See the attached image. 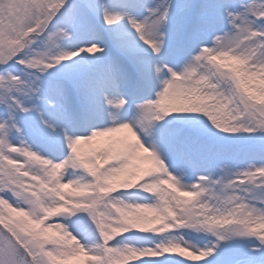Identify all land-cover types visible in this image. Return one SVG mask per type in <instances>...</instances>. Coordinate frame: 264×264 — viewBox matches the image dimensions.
<instances>
[{"label": "snow or ice", "instance_id": "1", "mask_svg": "<svg viewBox=\"0 0 264 264\" xmlns=\"http://www.w3.org/2000/svg\"><path fill=\"white\" fill-rule=\"evenodd\" d=\"M0 264H264V0H0Z\"/></svg>", "mask_w": 264, "mask_h": 264}]
</instances>
